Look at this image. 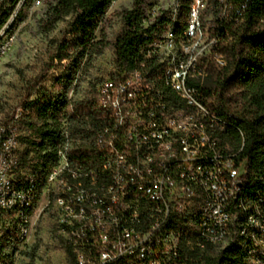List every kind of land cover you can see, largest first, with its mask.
<instances>
[{
    "label": "built area",
    "instance_id": "built-area-1",
    "mask_svg": "<svg viewBox=\"0 0 264 264\" xmlns=\"http://www.w3.org/2000/svg\"><path fill=\"white\" fill-rule=\"evenodd\" d=\"M3 0H0V2ZM40 3V1H38ZM221 18L229 17V8L225 0ZM201 0H193L192 30L185 36L188 45L185 66L180 72L169 74V81L175 87H182L192 102V106L204 108V114L211 118L215 129H219L218 118L212 113L205 88L186 81V73L206 69L205 61H214L223 57L219 51L220 41L211 32V43L207 51L201 52L200 60L190 59V38L201 34L197 24V8ZM7 9V7H6ZM162 9V8H160ZM148 12L143 26L149 28L158 16L166 11ZM218 9L217 7L213 10ZM2 9L0 10V12ZM21 12L20 1L10 10L6 23H13ZM215 11H213L214 13ZM172 18L173 10L170 12ZM169 13V14H170ZM213 31V28L211 29ZM148 39V37L146 36ZM163 35H158L142 47L144 60L137 61L139 67L147 68L148 75L140 76L131 71L121 76L107 79L98 86L97 101L107 99L112 110L117 111V119L107 118L109 125L96 133L97 143L93 148L102 155L104 165L116 170L117 188L94 194L78 196L73 187H65L67 174L85 175L89 179H97L99 185H106L105 178L99 174H90L88 165L70 163L61 152L62 133L69 132L71 123L62 122L58 135L62 137L58 144L61 157L55 163L56 172L50 180H56L58 186L59 208L55 211L57 229L67 247L68 264H172V260H184L183 251L171 242L172 227H179V235H186L187 241L207 244V236L217 234L218 226L230 214L239 213L243 217L242 204L238 202V189L247 188L246 164L242 169L234 170V159L219 142H211L204 136L199 126L191 125L188 112L174 108L167 110L152 88L155 79L148 70V63L160 62L164 65ZM15 36L7 46H13ZM7 46L0 49V56L7 53ZM68 102V101H67ZM24 117L22 108L17 110L9 124L0 125V213L12 212L18 225L20 210H24V198H28L35 172L21 173V134L20 125ZM115 120H122L120 136L108 135V130ZM224 130L220 128V132ZM114 145L128 147L134 151V158H127L114 151ZM237 178V188H230V179ZM44 183L39 214L48 207L49 181ZM8 184L16 185V193H7ZM211 186L214 198H206L203 189ZM227 192H236L237 201L228 203ZM149 193H157L164 197V205L151 204ZM262 200H264V193ZM255 196V195H253ZM98 201V210H90V203ZM257 201V200H256ZM111 208L112 217H101L100 210ZM198 214L208 216L206 231L201 237H193V225ZM29 215L26 229L28 238L33 233L34 215ZM146 218H154V230L145 236L138 235V227L143 226ZM132 224L133 231L122 232L121 225ZM240 225L229 229L234 238L240 236ZM251 232L252 243L256 242L255 250L264 251V243H257L256 235L264 234V226L253 222ZM20 231L15 239L20 242ZM161 242H170V249H161ZM253 264H264L257 260Z\"/></svg>",
    "mask_w": 264,
    "mask_h": 264
},
{
    "label": "trees",
    "instance_id": "trees-1",
    "mask_svg": "<svg viewBox=\"0 0 264 264\" xmlns=\"http://www.w3.org/2000/svg\"><path fill=\"white\" fill-rule=\"evenodd\" d=\"M19 1L20 4L26 1L29 5L34 2V0H3L0 2V7L7 6V9L0 12L2 15L0 19L10 17V10H14V6ZM115 1L117 0H55V4L51 5L48 21L43 29L51 30L65 18H72L68 32L70 38L61 43L53 61L63 63L69 57L71 50H76L79 54L75 62L74 76L60 88L64 91V96L75 83L76 72L85 58H90L95 52H100L109 45H114L115 67L119 76L130 71L132 74L142 71L147 76V68L139 67L137 61L144 60L140 50L150 42L149 40L155 39L158 35H163L164 38L173 31L176 41L179 43L186 41L184 34L190 27L193 0H177L180 5L177 19L175 20V16L172 18L171 13H164L158 16L149 28L143 26L146 11L140 7L118 13L123 20L124 31L114 44L107 42V28L102 23ZM225 4L229 8V17L221 18L223 5L220 4V0H208L206 12L201 14V22L209 39L211 32L219 39V51L224 55L226 65L221 66L216 59L206 60L204 64L206 69L201 70L205 77L199 80V84L197 80L189 83L206 87L209 107L218 120L222 121L219 127L224 130L220 132L219 128L215 131L220 140L219 146L225 153L236 158L234 163H237V167L243 165V162L247 163L245 178L248 183L245 189L250 194L262 197L261 192L264 193V0H225ZM214 7L218 9L213 10ZM210 13L217 16L213 31L211 28L209 31L205 23ZM6 24L5 20H0V33ZM99 30L100 40H97ZM165 68V64L161 66L157 61L148 63V70L155 78L152 83L156 81V90L165 93L164 101L178 105L179 102L174 94L170 95L172 90L167 87L165 89L162 80L166 74L167 68ZM182 105L179 104L180 107ZM23 112L24 117L21 122L35 131L37 140H27L30 149L26 150V154H21V169L28 165L27 160L35 153L29 168L42 170L44 174L49 173L56 162V150L62 140L58 133L64 119L71 123L69 135L72 140L74 136L90 138L109 125L108 115L98 105L97 94L95 100L86 98L75 104L65 100L38 98L32 104L25 105ZM224 140L236 141L239 150L232 153L224 145ZM65 141L66 138H63L62 143ZM71 159L74 163H84L95 170L102 161V155H98L93 148L81 146L72 151ZM5 214L14 219L12 212ZM18 233V225L15 222L5 238V249L15 241ZM21 241H23L22 237H20ZM188 243L186 240L183 246L184 249L191 248L183 251L184 264L251 263L247 252L235 246L233 242L225 248L207 247L205 250L192 249ZM213 250L220 252L212 255L210 252ZM7 258L8 256L0 257V264L6 263Z\"/></svg>",
    "mask_w": 264,
    "mask_h": 264
},
{
    "label": "rangeland",
    "instance_id": "rangeland-1",
    "mask_svg": "<svg viewBox=\"0 0 264 264\" xmlns=\"http://www.w3.org/2000/svg\"><path fill=\"white\" fill-rule=\"evenodd\" d=\"M207 3L208 0L203 7V13L206 12ZM52 4H55V0H34L30 5L23 1L20 4L21 12L13 26L12 23H7L0 33V49H4L15 36L13 46H7V53L0 56V125L9 124L19 108L23 109L38 98L65 100L73 104L86 98L95 100L97 86L107 79L119 76L115 67L114 45H109L104 50L95 52L90 58H85L76 72L75 83L66 95H63L64 91L60 88L74 76L75 62L79 54L76 50H71L63 63L53 61L61 43L70 38L68 32L72 18H65L51 30L43 29ZM177 4V0L115 1L102 23L107 28V42L114 44L124 31L125 26L118 13L132 11L138 7L145 10L146 14L159 11L160 8L161 11L170 13L173 10V13H176ZM6 7H0V10H6ZM1 16L0 14V18ZM216 17L212 13L207 15L205 23L209 31L210 28H215ZM97 40H100V30L97 32ZM199 42L196 41L193 48L197 47ZM203 42L202 46L207 51L209 41ZM164 50H167V45ZM64 122L67 123L66 120ZM20 134L21 153L26 154V150L30 149L27 140H37V134L23 123L20 125ZM223 143L232 153L239 150L236 141L224 140ZM95 144V135L90 138L74 136L72 141L75 149L81 146L94 147ZM34 154L27 160L28 165L22 167L21 173L30 172L29 165ZM40 209L41 204L38 203L33 211L34 227L31 237L26 238L21 245L12 242L6 249L5 238L16 220L0 213V257L8 256L4 264H68L67 247L57 229L55 206L52 204L50 208L44 207L39 214ZM219 252L220 250H213L210 253L217 255Z\"/></svg>",
    "mask_w": 264,
    "mask_h": 264
},
{
    "label": "bare ground",
    "instance_id": "bare-ground-1",
    "mask_svg": "<svg viewBox=\"0 0 264 264\" xmlns=\"http://www.w3.org/2000/svg\"><path fill=\"white\" fill-rule=\"evenodd\" d=\"M178 5V10L174 13L175 20L177 19L180 11V5ZM205 5V0H201V6L197 8V24H200L201 34H195L193 37L190 38V52L189 56L190 59L193 60H200L201 59V52L205 51L202 46L203 41L211 40L207 36V33L203 29V24L201 22V14L203 12V7ZM177 8V7H176ZM193 9V7H192ZM194 9L191 12V18L189 21L190 27L187 28L188 30L184 34V37L187 35L189 30H192V18H193ZM182 38V37H181ZM184 39V38H183ZM200 41L198 46L193 48L196 41ZM163 47L167 45V50H164V56L166 65V74L162 77V80L168 89H171L170 95L174 94L177 98V102L179 104H183L181 107L176 105L177 103L173 102H166L164 101L165 93L161 91H157L155 88V82L152 83V88L155 94H159L160 100L165 103V108L167 110H172L174 108L180 109L182 112H188L189 116L194 117L191 118V125L192 126H199L204 136H209V140L211 142H220L219 138L216 136V130L214 125L211 123V118L204 114V108L200 109L198 106H192V102L188 100L187 92L182 87H175L174 82L169 81V74L180 72V68H184L186 54L188 52V45L186 41L178 42L175 40L174 32L171 31L167 34L163 39ZM204 43V42H203ZM208 43V44H209ZM202 46V48H201ZM202 50V51H201ZM201 51V52H200ZM141 56H143V52H141ZM217 63L221 66L226 65V61L223 57L215 58ZM164 69V70H165ZM142 70V69H141ZM133 74H138L140 76H146L144 72H135ZM161 74V73H160ZM163 76V75H162ZM205 75L201 72V70L191 71L186 73V81L193 82V80H197L199 84V80L203 79ZM195 81V82H197ZM163 84V85H164ZM161 85V84H160ZM157 87V86H156ZM161 87V86H159ZM167 91V90H166ZM171 97V96H170ZM175 99V98H174ZM171 100V98H170ZM98 105L104 110V112L108 115L109 120L117 119V111L112 110V105L109 106L107 99H99ZM23 112V109H22ZM222 124L220 119L218 120V126ZM122 129V120H115V123L111 124L110 130H108L109 137L111 136H120V132ZM218 135V132H217ZM62 137L66 138L65 142H61V152L66 156L70 163H74L71 159L72 151L75 148L72 146V139L70 138L69 132L62 133ZM65 140V139H64ZM97 143V138H96ZM114 151L116 153H121V155H127V158H134V151H129L128 147H122V145H114ZM56 162L57 158L61 157L60 148L58 147L56 150ZM232 157V156H231ZM235 158V157H232ZM55 162V163H56ZM100 162V161H98ZM235 161H233L234 163ZM237 163H234V170L242 169L244 164L237 167ZM85 165V164H84ZM98 166V165H97ZM94 169V168H93ZM89 168L90 174H99L101 177L105 178L106 185H99L98 178L97 179H89L88 176L85 175H74V174H67L64 180L65 187H73L74 191L78 192V196H82L86 194H94V190L99 186V192H106V186L108 189L117 188L116 182V170H110L109 167L104 165V159L102 156V161L100 162L98 168L93 170ZM39 170V169H38ZM54 172H56L55 164L51 167L49 173L44 174L41 171L35 172L33 181H32V189H30L28 198H24V210H20V220H19V231L20 237H22L23 241L28 238V233L26 231L29 225V215L32 210H35V207L38 203L41 202V197L43 193L44 183L47 180H50L54 176ZM49 202L48 207L53 204L56 208V211L59 208V199H58V186L56 180L49 181ZM7 186V193H16V185L15 184H8ZM41 186L43 188L41 189ZM230 188H237V178L230 179ZM259 193V192H258ZM228 194V203H235L237 201V194H238V202L241 203L243 209V217H239V213L237 214H230L227 216L226 220H222L221 226H218L217 234H212L211 236H207V244L202 246V242L197 241H188V245L193 248H197L199 250H205L207 247H217V248H225L231 242L235 244V246H239L247 252L248 256L251 259V263L257 260H264V251L262 250H255L256 249V242L252 243L251 240V232L249 230L252 229L253 222L258 224L259 226H264V200L259 195L250 194L246 191L245 188L238 189V192H227ZM257 194V193H255ZM203 195L206 198H214L213 191L211 186H206L203 189ZM151 204L160 206L164 205V197L157 196V193H149ZM257 200V201H256ZM90 210H98V201L90 203ZM101 217H112V209L111 208H103L100 210ZM208 223V216L205 214H198L197 221L194 222L193 225V237H201L202 234L205 233L206 227ZM240 225V236L234 238V233H228L229 229L234 228ZM154 218H146L145 222H143V226L138 227V235L145 236L149 230H154ZM122 232H129L133 231L132 224L129 225H121ZM257 243H264V234H257L256 235ZM186 241V235H179V227H172V234H171V242L173 246L178 245L180 249H184V243ZM216 248V249H217ZM161 249H170V242H161ZM172 264H180V259L172 260ZM184 264V262H182Z\"/></svg>",
    "mask_w": 264,
    "mask_h": 264
}]
</instances>
